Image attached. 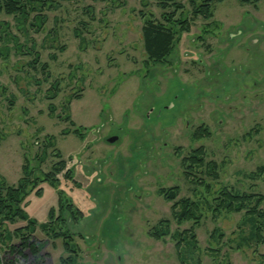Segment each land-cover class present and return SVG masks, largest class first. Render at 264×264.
Instances as JSON below:
<instances>
[{"label":"rangeland","instance_id":"1","mask_svg":"<svg viewBox=\"0 0 264 264\" xmlns=\"http://www.w3.org/2000/svg\"><path fill=\"white\" fill-rule=\"evenodd\" d=\"M160 1L59 0L37 32H22L13 16L0 14L23 53L32 44L39 52L32 68L33 56L17 52L10 39L9 55L0 57V175L16 184L25 159L34 168L46 150L42 168L48 170L57 160L53 152H61L81 187L63 170L58 187L43 181L41 196L32 191L21 205L40 224L61 189L82 210L76 225L68 223L75 264H264V244L247 239L243 213L212 212L224 187L264 195V175H248L264 164V0H222L208 20L192 14L191 0H176L190 29L179 33L164 63L146 68L140 12L161 19ZM53 84L58 91L49 100ZM67 112L86 128L84 138L61 133L73 128L62 119ZM201 125L209 134L193 140ZM111 136L117 139L108 142ZM199 146L204 164L187 176L182 158ZM170 186L179 187L175 200L198 204L195 241L191 221L177 223L174 201L157 192ZM160 220L169 233L155 238L151 230ZM214 229L223 237H211ZM33 237L35 263L67 256L62 239H51L39 226ZM15 256L0 252L10 264H33L30 255L26 263Z\"/></svg>","mask_w":264,"mask_h":264},{"label":"trees","instance_id":"2","mask_svg":"<svg viewBox=\"0 0 264 264\" xmlns=\"http://www.w3.org/2000/svg\"><path fill=\"white\" fill-rule=\"evenodd\" d=\"M172 1V2H170ZM222 0H191L192 14L201 16L204 19H211L213 16V6L215 3ZM242 4H256L258 0H237ZM59 5V0H0V14L13 16L15 19V27L27 32V28H33V31H39L46 22V10L55 8ZM159 6L162 9L160 13L161 19L146 16L143 12L140 15L144 18L142 30L143 48L147 55L144 60L145 67H149V63H164L174 49L179 33L188 31L190 29V21L186 14L182 11V4L176 0L160 1ZM169 7H172L170 10ZM180 10L178 16L177 11ZM11 26L8 21L0 19V41L5 44L0 46V57L6 58L12 49L8 42L10 39L14 40V49L20 54H30L33 59L29 61L32 68H36L39 63V52L34 50L33 44L22 52V45L19 44L17 37L11 32ZM78 36V33L75 34ZM83 39L81 38V41ZM83 42L80 43L82 45ZM40 67L45 70L46 63H41ZM57 84H53L46 96L47 99H53L57 94ZM77 97V96H75ZM70 100L67 102V106ZM50 114L54 111L52 103L48 106ZM63 120L68 121L73 125L72 129L66 128L62 130V134L72 133L79 138H84L85 127L76 126L70 118L69 112L62 117ZM209 134L208 127L199 126L192 134L193 140H197L202 136ZM54 136L49 135L47 142L49 146H54ZM45 146V145H44ZM46 148V147H44ZM56 149V148H55ZM44 150V149H43ZM53 156L57 160L50 165L48 170H44L42 165L47 160L46 150L40 156L35 157L37 164L31 168L30 162L25 159L21 165V176L18 178L16 184H9L5 178L0 175V252L9 256L12 254L18 255L23 258L24 263L27 262L29 257L32 258L33 264L38 261L39 248L34 241L33 233L36 227L39 226L51 239H62L63 249L67 256H60L55 264H75V255L77 253V244L74 242V231H72L68 223L76 225L77 222L83 217V212L80 208L75 206L72 201L65 196V193L59 189L58 200L56 207L52 206L48 210L47 220L38 224L34 218L28 216L24 207L21 205L25 197L34 192L35 195L41 196L42 188L38 187L39 183L47 181L54 187L59 186L58 174L63 170V177L71 180L76 187H81L80 183L74 179L73 169L66 167V160L63 159L61 152L56 149ZM204 150L202 146L193 148L187 155L182 158V165L185 168L186 175L193 174V170L202 167L204 164ZM209 166H214L210 162ZM41 168V169H40ZM213 168V167H211ZM38 171V175L34 174V170ZM250 178H255L264 175V164L259 165L254 172H250ZM178 186L160 187L157 192L162 195L167 201H174L172 203V213L177 221H191L189 228V237L195 241L194 228L198 225V204L188 198L175 200ZM214 206L212 212L216 215L220 211L228 213L242 212L244 215V223H249L248 240H254L257 244H264V195L254 191H239L233 188L224 187L213 198ZM179 207L177 210L176 208ZM176 209V210H175ZM18 221H24V225L10 228ZM154 226L151 230V235L155 238H160L169 233L168 227L161 228V223ZM218 233L219 237H223V233L214 229L211 237H215ZM186 234L177 241L186 240ZM30 255V256H29ZM29 256V257H28ZM17 257V256H15ZM28 257V258H27ZM17 259V258H16ZM35 261V262H34ZM11 262H13L11 260ZM15 262V261H14ZM0 264H10V262L3 261L0 257ZM32 264V263H31Z\"/></svg>","mask_w":264,"mask_h":264},{"label":"water","instance_id":"3","mask_svg":"<svg viewBox=\"0 0 264 264\" xmlns=\"http://www.w3.org/2000/svg\"><path fill=\"white\" fill-rule=\"evenodd\" d=\"M116 139H117V136H111V137L107 138V141H108V142H113V141H115Z\"/></svg>","mask_w":264,"mask_h":264}]
</instances>
